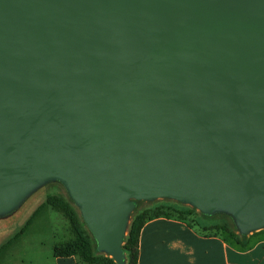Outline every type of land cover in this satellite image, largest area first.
I'll return each instance as SVG.
<instances>
[{
  "label": "water",
  "instance_id": "water-1",
  "mask_svg": "<svg viewBox=\"0 0 264 264\" xmlns=\"http://www.w3.org/2000/svg\"><path fill=\"white\" fill-rule=\"evenodd\" d=\"M49 181L115 264L134 200L264 229V0H0V216Z\"/></svg>",
  "mask_w": 264,
  "mask_h": 264
},
{
  "label": "rangeland",
  "instance_id": "rangeland-1",
  "mask_svg": "<svg viewBox=\"0 0 264 264\" xmlns=\"http://www.w3.org/2000/svg\"><path fill=\"white\" fill-rule=\"evenodd\" d=\"M47 196H56L66 201L69 198L65 187L61 183L49 181L31 192L11 212L0 216L1 246L23 227L27 219L40 205H44L27 229L24 238L12 242L10 248L5 249L0 254V264H53V245L74 240L68 219L61 211L45 205ZM170 201L171 203L167 205H171L175 210L180 211L183 214L181 217L184 222L191 224L196 230H200L203 226L223 222L219 214L205 218L189 204L181 203L176 205L172 202L174 200ZM162 204H165L162 199H156V201L151 203L150 201H142L140 207L153 209L155 206ZM71 206L81 220L79 208L73 202H71ZM175 216L177 214L173 213V216L169 217V219L176 220ZM252 233L251 238L259 235L256 231ZM98 254L106 256L104 253L98 252ZM75 258L81 261L78 256Z\"/></svg>",
  "mask_w": 264,
  "mask_h": 264
},
{
  "label": "crops",
  "instance_id": "crops-1",
  "mask_svg": "<svg viewBox=\"0 0 264 264\" xmlns=\"http://www.w3.org/2000/svg\"><path fill=\"white\" fill-rule=\"evenodd\" d=\"M29 226L15 242L24 238ZM249 241L248 247H237L226 236L203 235L181 221L159 217L140 231L137 264H264V233ZM52 258L53 264H88L73 256Z\"/></svg>",
  "mask_w": 264,
  "mask_h": 264
},
{
  "label": "trees",
  "instance_id": "trees-1",
  "mask_svg": "<svg viewBox=\"0 0 264 264\" xmlns=\"http://www.w3.org/2000/svg\"><path fill=\"white\" fill-rule=\"evenodd\" d=\"M162 200L165 204L155 206L153 209L141 208L140 205L142 201H133V209L129 217L130 219L127 230L122 239L121 247L124 256V264H137L139 234L147 221L159 217L171 218L173 213H175L177 214V216H175L176 220L181 221L188 228H193L191 224L184 222V219L181 217L183 214L180 211L175 210V208L171 205H167L168 203H171L170 199ZM154 201L156 200L150 201V203ZM71 202L72 201L70 198H68V201L56 196H47L46 198L45 205L62 212V214L68 219L71 231L74 235L73 241L71 240L54 244L52 248L53 256L61 258L78 256L82 262L88 264H115L109 256L98 254L92 235L86 229L84 223H82V221L78 218L76 211L71 206ZM172 202H174L176 205L181 204L178 201ZM43 206V204L40 205L27 219L23 227L16 234H14L11 239L0 246V253L26 230ZM199 214L205 218H210L209 216H212L204 215L200 212ZM219 215L223 219L222 223H214L208 226H203L199 231L203 235L226 236L227 238L231 239L235 246L241 248L248 247L250 245L249 238L253 235V233L251 235H240L234 226L232 218L229 215L224 213H220ZM256 233L262 234L264 233V229L256 231Z\"/></svg>",
  "mask_w": 264,
  "mask_h": 264
}]
</instances>
